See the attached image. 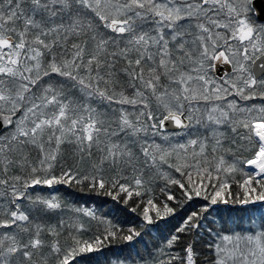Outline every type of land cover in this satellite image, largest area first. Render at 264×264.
I'll use <instances>...</instances> for the list:
<instances>
[{"label":"snow or ice","instance_id":"1","mask_svg":"<svg viewBox=\"0 0 264 264\" xmlns=\"http://www.w3.org/2000/svg\"><path fill=\"white\" fill-rule=\"evenodd\" d=\"M0 264H264V0H0Z\"/></svg>","mask_w":264,"mask_h":264},{"label":"trees","instance_id":"2","mask_svg":"<svg viewBox=\"0 0 264 264\" xmlns=\"http://www.w3.org/2000/svg\"><path fill=\"white\" fill-rule=\"evenodd\" d=\"M100 200L107 201V203L103 205V210L104 211H109L110 209H113V203L110 201L109 198H100ZM100 200H98V203L100 202ZM110 215L115 217V218H117V219H123L122 214L117 212V211H115V210L111 211ZM112 251L113 252H118L119 248L117 246H113Z\"/></svg>","mask_w":264,"mask_h":264}]
</instances>
